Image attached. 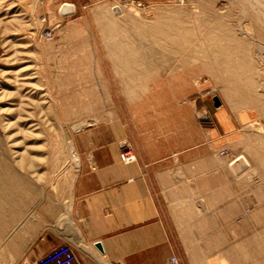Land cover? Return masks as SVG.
Wrapping results in <instances>:
<instances>
[{
    "label": "rangeland",
    "instance_id": "1",
    "mask_svg": "<svg viewBox=\"0 0 264 264\" xmlns=\"http://www.w3.org/2000/svg\"><path fill=\"white\" fill-rule=\"evenodd\" d=\"M109 127L221 162L175 220L217 213L232 264H264V0H0V264L27 260V182Z\"/></svg>",
    "mask_w": 264,
    "mask_h": 264
},
{
    "label": "crops",
    "instance_id": "2",
    "mask_svg": "<svg viewBox=\"0 0 264 264\" xmlns=\"http://www.w3.org/2000/svg\"><path fill=\"white\" fill-rule=\"evenodd\" d=\"M99 131L80 135L70 168L40 183L27 182L25 263L61 245L71 246L81 264H171L172 257L179 264L238 261V250L225 254L224 247L239 243L223 238L217 213L210 224L201 217L175 220L176 201L191 206L193 181L218 174L221 162L193 159L191 149L177 153L159 134L137 138L131 129ZM126 150L135 162L121 161ZM181 185L187 190L177 197ZM233 225L227 229H237Z\"/></svg>",
    "mask_w": 264,
    "mask_h": 264
},
{
    "label": "built area",
    "instance_id": "3",
    "mask_svg": "<svg viewBox=\"0 0 264 264\" xmlns=\"http://www.w3.org/2000/svg\"><path fill=\"white\" fill-rule=\"evenodd\" d=\"M46 21V20H44ZM42 37L45 40H51L53 33L51 29H46L42 33ZM121 159L125 164H131L136 161V157L130 152L125 151L121 154ZM23 264H81L78 260L76 252L69 245H61L55 247L48 253L42 255L38 259ZM171 264H179L176 257L171 258Z\"/></svg>",
    "mask_w": 264,
    "mask_h": 264
},
{
    "label": "water",
    "instance_id": "4",
    "mask_svg": "<svg viewBox=\"0 0 264 264\" xmlns=\"http://www.w3.org/2000/svg\"><path fill=\"white\" fill-rule=\"evenodd\" d=\"M214 102H215V106H216V107H219V106L221 105V101L219 100L218 97H215V98H214ZM99 247H100V246H99Z\"/></svg>",
    "mask_w": 264,
    "mask_h": 264
},
{
    "label": "bare ground",
    "instance_id": "5",
    "mask_svg": "<svg viewBox=\"0 0 264 264\" xmlns=\"http://www.w3.org/2000/svg\"><path fill=\"white\" fill-rule=\"evenodd\" d=\"M67 9H70V7H68Z\"/></svg>",
    "mask_w": 264,
    "mask_h": 264
}]
</instances>
